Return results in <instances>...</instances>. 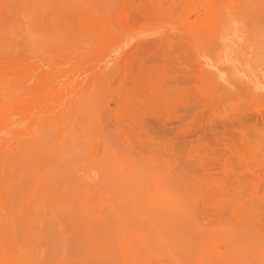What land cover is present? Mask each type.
<instances>
[{"label":"rangeland","instance_id":"374dc122","mask_svg":"<svg viewBox=\"0 0 264 264\" xmlns=\"http://www.w3.org/2000/svg\"><path fill=\"white\" fill-rule=\"evenodd\" d=\"M0 264H264V0H0Z\"/></svg>","mask_w":264,"mask_h":264},{"label":"bare ground","instance_id":"6f19581e","mask_svg":"<svg viewBox=\"0 0 264 264\" xmlns=\"http://www.w3.org/2000/svg\"><path fill=\"white\" fill-rule=\"evenodd\" d=\"M2 28H5V27H2ZM13 29H14V28H13ZM13 29H12V30H13ZM14 32H15V31H14ZM6 87H7V86H6Z\"/></svg>","mask_w":264,"mask_h":264}]
</instances>
